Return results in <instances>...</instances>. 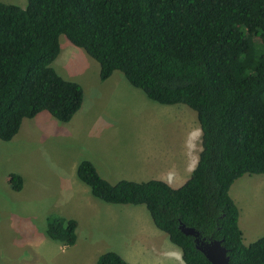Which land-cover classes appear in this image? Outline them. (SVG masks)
Masks as SVG:
<instances>
[{
  "label": "trees",
  "instance_id": "1",
  "mask_svg": "<svg viewBox=\"0 0 264 264\" xmlns=\"http://www.w3.org/2000/svg\"><path fill=\"white\" fill-rule=\"evenodd\" d=\"M83 48L105 80L120 71L160 104L196 112L197 162L179 186L162 179L111 183L83 159L76 176L95 198L144 204L154 225L179 247L184 264H212L179 224L200 239L221 240L231 264H264V235L243 243L239 211L229 194L243 174H264V0H26L0 2V139L47 111L68 122L83 89L50 65L59 35ZM12 187L23 185L10 173ZM77 221L46 218V233L64 245L76 240ZM95 264H129L115 251Z\"/></svg>",
  "mask_w": 264,
  "mask_h": 264
},
{
  "label": "rangeland",
  "instance_id": "2",
  "mask_svg": "<svg viewBox=\"0 0 264 264\" xmlns=\"http://www.w3.org/2000/svg\"><path fill=\"white\" fill-rule=\"evenodd\" d=\"M0 2L26 6V0ZM58 40L50 65L81 85L83 102L68 122L41 111L23 119L12 139H0V264H95L109 250L129 264H178L165 262L166 254L153 245L156 235L169 238L144 204L95 198L75 170L87 159L112 183L145 181L155 178L159 156L178 152L170 163L187 174L173 183L179 186L201 149L196 112L182 103L151 100L118 70L101 80L95 59L65 35ZM10 173L21 175V188L11 186ZM229 194L238 207L243 243L263 236L264 174H243ZM49 215L77 221L74 244L47 235Z\"/></svg>",
  "mask_w": 264,
  "mask_h": 264
},
{
  "label": "crops",
  "instance_id": "3",
  "mask_svg": "<svg viewBox=\"0 0 264 264\" xmlns=\"http://www.w3.org/2000/svg\"><path fill=\"white\" fill-rule=\"evenodd\" d=\"M179 154L180 153H178V152H174L173 155L159 156L158 163L154 169V173H155L154 175H156L155 178L165 180L169 184L174 186L173 183L177 179H181L182 177H186L187 174H186L185 169L177 166V163L176 164L170 163L171 160H173ZM197 159H198V154H197V157L195 158V161L193 163H191V165L190 164L187 165L188 166L187 170L190 173H191L192 169L194 168V166L197 162ZM119 180H117V181H119ZM117 181H115V182H117ZM109 182H111V181L109 180ZM155 237L156 238L153 240V242H154L153 245L156 246V248L160 251V253L166 254V256H162V258H164L165 262H167V263L178 262V264H184L183 259H182V255H181V250L179 249V247H177L176 245H172L171 242L168 243L169 241H166V239H164L162 236L156 235Z\"/></svg>",
  "mask_w": 264,
  "mask_h": 264
},
{
  "label": "water",
  "instance_id": "4",
  "mask_svg": "<svg viewBox=\"0 0 264 264\" xmlns=\"http://www.w3.org/2000/svg\"><path fill=\"white\" fill-rule=\"evenodd\" d=\"M179 229L187 235L194 237L195 247L199 249L212 264H231L226 247L221 240L205 241L200 239L198 231L190 226L179 224Z\"/></svg>",
  "mask_w": 264,
  "mask_h": 264
}]
</instances>
